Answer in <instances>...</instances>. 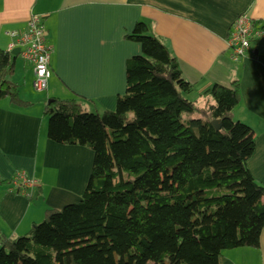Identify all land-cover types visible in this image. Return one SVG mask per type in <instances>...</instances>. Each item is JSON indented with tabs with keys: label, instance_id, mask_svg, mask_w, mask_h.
<instances>
[{
	"label": "trees",
	"instance_id": "obj_1",
	"mask_svg": "<svg viewBox=\"0 0 264 264\" xmlns=\"http://www.w3.org/2000/svg\"><path fill=\"white\" fill-rule=\"evenodd\" d=\"M125 41L142 54L126 63L127 90L114 112L91 102L88 113L80 97L45 109L49 140L94 153L85 194L47 210L23 237L0 233V264H219L224 252L259 248L264 186L248 169L255 134L233 116L240 83L215 85L211 102L198 106L149 24L138 22ZM257 42L246 58L257 57ZM16 58L0 50V101L26 108Z\"/></svg>",
	"mask_w": 264,
	"mask_h": 264
},
{
	"label": "crops",
	"instance_id": "obj_2",
	"mask_svg": "<svg viewBox=\"0 0 264 264\" xmlns=\"http://www.w3.org/2000/svg\"><path fill=\"white\" fill-rule=\"evenodd\" d=\"M242 15L264 29V0H0V50L9 53L8 34L39 16L53 72L48 91L37 96L33 65L18 54L13 80L21 101L31 106L0 101V180L9 182L0 186V233L8 240L23 237L45 220L47 210L61 211L82 199L94 153L49 140L45 109L52 99L80 97L87 101L83 107L94 102L114 112L127 90L126 63L142 54L139 44L125 41L138 22L149 24L178 61L193 86L188 101L204 106L215 85L240 83L241 103L233 116L255 134L248 169L264 186V37L255 45L256 58L234 63L228 36ZM18 175L35 186L16 185ZM219 264H264V230L258 249L224 252Z\"/></svg>",
	"mask_w": 264,
	"mask_h": 264
},
{
	"label": "built area",
	"instance_id": "obj_3",
	"mask_svg": "<svg viewBox=\"0 0 264 264\" xmlns=\"http://www.w3.org/2000/svg\"><path fill=\"white\" fill-rule=\"evenodd\" d=\"M9 53L20 49L19 56L33 65V89L37 93H45L53 72L50 67L52 48L48 45L44 21L33 16L23 30L12 31ZM264 37L262 25L247 15L240 16L231 26L228 36V49L231 60L239 63L252 51L253 44ZM14 183L21 187H34L35 183L24 175L14 178Z\"/></svg>",
	"mask_w": 264,
	"mask_h": 264
},
{
	"label": "water",
	"instance_id": "obj_4",
	"mask_svg": "<svg viewBox=\"0 0 264 264\" xmlns=\"http://www.w3.org/2000/svg\"><path fill=\"white\" fill-rule=\"evenodd\" d=\"M19 53H20V49H17V50H15L14 52H12V55H13L14 57H17ZM49 104H51V102H49ZM212 126H213L216 130H220V128H221V125H220V122H219V121H213V122H212Z\"/></svg>",
	"mask_w": 264,
	"mask_h": 264
},
{
	"label": "rangeland",
	"instance_id": "obj_5",
	"mask_svg": "<svg viewBox=\"0 0 264 264\" xmlns=\"http://www.w3.org/2000/svg\"><path fill=\"white\" fill-rule=\"evenodd\" d=\"M255 47V46H254ZM231 53V52H230ZM36 93V92H35ZM36 95H37V93H36ZM39 95V94H38ZM37 95V96H38ZM201 105V104H200ZM86 109H87V112L88 113H94L95 111L92 109V107L90 106V103H88L87 105H86ZM235 120V119H234ZM236 122H238V121H236ZM56 175V173L55 172H53V174H51V176H55ZM36 198V197H35ZM42 222H38V224H41Z\"/></svg>",
	"mask_w": 264,
	"mask_h": 264
}]
</instances>
